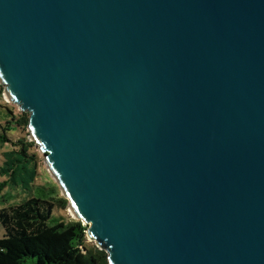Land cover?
<instances>
[{
    "label": "water",
    "instance_id": "obj_1",
    "mask_svg": "<svg viewBox=\"0 0 264 264\" xmlns=\"http://www.w3.org/2000/svg\"><path fill=\"white\" fill-rule=\"evenodd\" d=\"M0 85L109 264H264V0H0Z\"/></svg>",
    "mask_w": 264,
    "mask_h": 264
},
{
    "label": "trees",
    "instance_id": "obj_2",
    "mask_svg": "<svg viewBox=\"0 0 264 264\" xmlns=\"http://www.w3.org/2000/svg\"><path fill=\"white\" fill-rule=\"evenodd\" d=\"M4 87L0 85V97ZM16 118L14 112L7 109ZM10 117H8L9 119ZM30 115L23 113L13 123L1 127L0 143L12 144L5 153L0 174V196L6 188L22 190L29 198L11 207L0 209V223L5 236L0 239V264H109L108 254L89 243L88 226L74 218L60 215L69 209V201L60 187L36 186L39 176L38 157L31 153L36 144L24 137L14 141L8 132L16 128L28 130Z\"/></svg>",
    "mask_w": 264,
    "mask_h": 264
},
{
    "label": "rangeland",
    "instance_id": "obj_3",
    "mask_svg": "<svg viewBox=\"0 0 264 264\" xmlns=\"http://www.w3.org/2000/svg\"><path fill=\"white\" fill-rule=\"evenodd\" d=\"M7 109H10L14 112V115L16 118H12ZM23 114V112L20 111V108L18 105L9 102L7 99H5L4 95L0 97V131L1 127H6L7 122H15V119H18ZM8 117H10L8 119ZM8 135L12 137L14 141H17L19 139H22L24 137L29 138V130H24L22 128H16L14 131L8 132ZM31 141V140H30ZM13 149L12 144H4L2 145L0 143V169L3 166L5 162V153L11 151ZM32 154L37 155L38 157V164H39V176L36 180V186H50L53 183H56L54 179L51 177V175L48 172V168L46 166V163L44 161V154L41 152L40 148L38 146H35L31 150ZM6 180V177H3L2 174H0V183ZM57 184V183H56ZM2 195H5V199H9V201H5L2 196H0V209L5 207H11L13 205L20 204L25 199L29 198V194L23 192L22 190H15L13 191L11 188H6ZM60 215L66 218H74V215L70 209L67 211H60ZM5 236V228L0 223V239L4 238ZM89 243L92 247H97V243L94 241L89 240Z\"/></svg>",
    "mask_w": 264,
    "mask_h": 264
}]
</instances>
